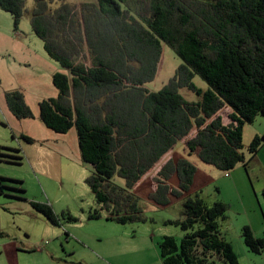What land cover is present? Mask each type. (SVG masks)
<instances>
[{"label": "trees", "instance_id": "trees-1", "mask_svg": "<svg viewBox=\"0 0 264 264\" xmlns=\"http://www.w3.org/2000/svg\"><path fill=\"white\" fill-rule=\"evenodd\" d=\"M58 1L51 9L53 0H34L32 10V30L50 58L68 71L53 74L58 95L41 100L39 114L57 133L77 129L81 157L91 166L86 183L98 204L90 219L101 218L102 210L119 224L147 222L132 191L181 142L188 155L220 170L239 163L247 169L264 146L263 132L251 140L249 158L242 152L244 126L264 115V0ZM25 4L0 0L16 28ZM164 44L182 62L161 89L152 91L147 85L162 69ZM196 75L206 90L194 83ZM182 88L201 99H185ZM5 100L17 118L34 117L21 90L7 91ZM226 107L227 124L219 114ZM14 151H0V161H21V150ZM196 172L191 159L169 158L154 174L148 199L170 205L172 197L188 193ZM31 204L54 225L65 228L63 220L77 221L49 203ZM227 210L223 201L208 205L200 196H187L180 217L168 221L180 227L181 240L167 235L158 244L162 264H239L221 230ZM242 236L251 252H263L264 237H256L250 226L242 228Z\"/></svg>", "mask_w": 264, "mask_h": 264}, {"label": "rangeland", "instance_id": "rangeland-1", "mask_svg": "<svg viewBox=\"0 0 264 264\" xmlns=\"http://www.w3.org/2000/svg\"><path fill=\"white\" fill-rule=\"evenodd\" d=\"M97 0H66L80 4ZM34 0H26V12L15 27L14 17L0 8V151L21 150L23 159L18 163L0 161V264H133L127 256H146L147 248L160 259L159 242L164 236L182 238L179 226L168 221L180 217L187 196H200L208 205L216 201L227 204V217L221 220V230L234 247L239 264H264V250L257 254L246 246L242 228L248 225L256 237H264V146L247 164L239 163L230 171L206 164L195 155H188L186 146L178 143L174 157H187L197 164L194 182L188 193L172 197L170 205L160 207L148 199L150 182L132 191L149 220L145 223L119 224L107 220L108 213L90 219L89 212L96 209L93 192L86 183L91 166L80 154L76 127L68 133H57L40 118L39 102L58 95L52 76L57 71L68 72L46 53L43 41L31 26ZM60 5L53 0L51 9ZM162 69L154 82L147 86L158 91L172 78L182 60L174 50L164 44ZM194 83L206 90L207 83L198 75ZM19 89L25 94L34 117L17 118L5 100V93ZM180 93L189 101H198L199 95L188 88ZM219 114L229 121L228 108ZM264 132V115L260 114L244 126L243 148L249 158L248 146L257 134ZM22 133L33 138L29 144ZM14 136V137H13ZM69 148L68 158H60L55 150L62 141ZM21 141V144H20ZM22 145H28L27 156ZM1 158V157H0ZM177 180L176 176L172 183ZM124 185V181L117 178ZM16 188V189H14ZM23 196V197H22ZM23 198H27L23 199ZM31 201L49 203L58 212L68 211L77 221L63 225L52 224L38 212ZM72 223V225H68ZM65 229L70 232L67 237ZM152 238V239H151ZM152 241V245H151ZM41 246L46 251H40ZM216 264H224L218 261Z\"/></svg>", "mask_w": 264, "mask_h": 264}, {"label": "crops", "instance_id": "crops-1", "mask_svg": "<svg viewBox=\"0 0 264 264\" xmlns=\"http://www.w3.org/2000/svg\"><path fill=\"white\" fill-rule=\"evenodd\" d=\"M229 112H230V110H229ZM230 121V120H229ZM229 121H224L225 122V124H227ZM23 134V133H22ZM78 135V134H77ZM183 145H185V142H181ZM20 144H21V141H20ZM30 145L31 144H34V143H29ZM79 144V143H78ZM22 147V151H23V153H24V155L28 158V160H29V158H30V156L31 155H28L27 156V152H25V149H26V151H28V145H22L21 146ZM177 147V146H176ZM69 146L66 144V141L64 140V141H62V144H61V146H60V148L59 149H56L55 150V153L60 157V158H68L67 157V155H69L70 153H69ZM176 149V148H175ZM175 149L172 151V152H170L164 159H163V161L160 163V165H158L155 169H154V171L153 172H151V173H149L148 175H146L144 178H143V180L138 184V186L135 188V190L138 188V187H140V186H142V184L144 183V182H146V181H149L150 182V191H149V193L152 191V190H154L155 189V183L153 182V176H154V174L157 172V171H159V169L162 167V165L169 159V158H171V157H174V151H175ZM175 158V157H174ZM196 163V162H195ZM197 164V163H196ZM264 189V188H263ZM148 193V194H149ZM96 202V201H95ZM97 204V203H96ZM98 206V204L96 205V207ZM58 209H56L55 211L57 212V213H59L58 211H57ZM108 220V219H107ZM111 221V220H110ZM68 225H72V223H69ZM152 239V238H151ZM151 245H152V241H151ZM39 250L40 251H46V247H44V246H41L40 248H39ZM145 254H146V256H143V255H140V256H138V257H131V256H127V259L128 260H133L134 259V263L133 264H162V261L160 262V259L157 257V253H156V251H154V249H153V245H152V250L150 249V248H147L146 249V251H145ZM4 264H6V263H4ZM12 264V263H11ZM112 264H117V263H115L114 261L112 262Z\"/></svg>", "mask_w": 264, "mask_h": 264}]
</instances>
